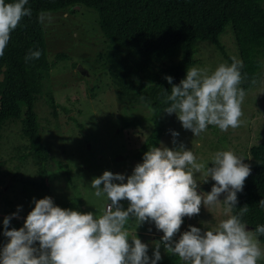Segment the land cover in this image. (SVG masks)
Listing matches in <instances>:
<instances>
[{
    "label": "clouds",
    "instance_id": "9594fccd",
    "mask_svg": "<svg viewBox=\"0 0 264 264\" xmlns=\"http://www.w3.org/2000/svg\"><path fill=\"white\" fill-rule=\"evenodd\" d=\"M27 3L28 0H0V56L22 18L31 16ZM40 56L39 50H30L25 61ZM242 66L241 61L234 60L231 65H219L211 74L195 67L187 70L186 77L172 85L166 97L170 106L164 111L175 113L182 127L195 137L210 125L222 132L239 127L246 95L240 87ZM165 79L172 84L171 76ZM172 135L175 138L179 133ZM243 160L231 150L217 151L211 160L213 166L208 167L197 162L193 151L182 143L176 149L152 147L127 178L104 171L91 181L95 195H106L110 201L98 217L92 212L62 209L48 196L33 198L35 207L18 230L8 227L17 213L5 217L3 235L9 239L0 249V264H157L162 259L161 244L167 254L178 256L184 264H258L264 258V249L257 237L264 235V225L248 230L242 219L249 211L247 205L221 220L214 229L202 232L190 225L178 241L173 240L183 218L198 215L202 205L207 209L223 205L227 213L236 208L237 193L243 190L251 173ZM197 173L207 177L204 182L208 178L215 181L210 192L198 194ZM221 194H226L223 202ZM122 200L129 202L126 210L120 204ZM259 205L264 208V199ZM130 220L138 226L154 222L163 232L152 258L148 256V245L137 236L129 243L126 224Z\"/></svg>",
    "mask_w": 264,
    "mask_h": 264
},
{
    "label": "rangeland",
    "instance_id": "374dc122",
    "mask_svg": "<svg viewBox=\"0 0 264 264\" xmlns=\"http://www.w3.org/2000/svg\"><path fill=\"white\" fill-rule=\"evenodd\" d=\"M88 11L83 8L72 18L59 12L43 16V27L45 31L47 29L45 38L48 43V58L53 59L57 52L62 51L68 58L54 65L45 81V90H50L59 104L57 116L52 115L46 104V96H42L35 103L39 131L50 155L46 165L48 178L45 186H38V168L31 157L25 156L26 140L20 134V123H9L2 131L0 225H3L5 217L17 213V217L10 220L9 230L23 227L27 215L35 207L33 198L39 200L45 196L51 197L54 205L62 209L92 212L97 217L102 215L110 201L106 195H95L91 181L101 176L104 171L123 174L127 178L133 173L135 166L143 162L136 153L151 130L153 122L148 120L151 112L144 106H135L132 109L128 104L118 102L108 74L91 77L90 72L99 69L98 66L94 67L93 59L101 49L103 37L100 32L95 31L94 15ZM46 17L49 23L47 26L44 20ZM221 40L236 57L231 34H222ZM219 55L208 41H199L195 46L194 57L197 61L193 67L211 74L219 65H229ZM78 66L86 69L87 73H80ZM245 93L241 105V124L226 132L210 125L200 136L195 137L190 130L182 127L175 113H163L161 122L164 133L159 147L176 149L182 143L185 149L193 151L197 162L208 164V167L213 166L211 160L217 151L231 150L238 157H242L243 153L248 155L249 147L258 142L264 128V65L260 82ZM122 114L138 119L139 124L120 129ZM173 132H178L179 136L174 138ZM174 139L176 143H173ZM195 175L198 180V194L210 192L215 181L208 178L204 182L207 177L203 173ZM124 182L126 183V179ZM225 195L221 194L219 197L221 202ZM120 204L124 210L129 206L127 200H122ZM228 215L230 213L226 212L223 205H215L210 209L202 205L198 215L185 217L173 240L178 241L189 230L190 225L200 228L202 232L214 229ZM126 229L129 243L137 236L142 243L148 245V256L152 258L155 243L161 241L163 232L157 230L151 221L138 226L135 220H130ZM3 232L0 236L1 248L9 239ZM260 245L264 249V244L260 242ZM160 254L162 259L167 255L163 244ZM179 261L184 264L180 258ZM258 264H264V258Z\"/></svg>",
    "mask_w": 264,
    "mask_h": 264
},
{
    "label": "trees",
    "instance_id": "16d2710c",
    "mask_svg": "<svg viewBox=\"0 0 264 264\" xmlns=\"http://www.w3.org/2000/svg\"><path fill=\"white\" fill-rule=\"evenodd\" d=\"M25 7L31 9V16L22 18L0 56V139L9 123H20V134L26 140L25 156L38 168V186L47 182L50 155L39 131L35 103L46 96L52 115L57 116L59 104L51 91L45 90V81L54 65L68 58L63 51L48 58L47 29L43 27L46 14L59 12L72 18L86 8L94 15L95 31L100 32L103 42L93 59L99 72L92 70L91 77L108 74L118 102L132 109L144 106L151 112V130L136 153L141 160L145 152L160 145L164 133L161 115L170 106L166 97L172 85H178L196 64L197 42L208 41L229 65L234 60L242 62L240 87L244 91L262 78L264 0H28ZM44 20L47 22V17ZM226 32L233 38L236 57L221 40ZM30 50H39L40 58L25 61ZM166 76L173 78L172 84ZM121 117L120 129L139 124L138 119L126 114ZM258 139L249 147L248 155H242L251 173L230 213L236 214L247 205L249 211L242 219L250 230L264 225V208L259 205L264 199V128ZM2 231L4 225H0V236ZM257 238L264 244V235ZM157 264L181 262L178 256L167 254Z\"/></svg>",
    "mask_w": 264,
    "mask_h": 264
},
{
    "label": "water",
    "instance_id": "95a60500",
    "mask_svg": "<svg viewBox=\"0 0 264 264\" xmlns=\"http://www.w3.org/2000/svg\"><path fill=\"white\" fill-rule=\"evenodd\" d=\"M78 71H79L80 73H82V74H86V73H87V70L84 69V68L81 67V66H78Z\"/></svg>",
    "mask_w": 264,
    "mask_h": 264
},
{
    "label": "built area",
    "instance_id": "2783aa9c",
    "mask_svg": "<svg viewBox=\"0 0 264 264\" xmlns=\"http://www.w3.org/2000/svg\"><path fill=\"white\" fill-rule=\"evenodd\" d=\"M108 205V204H107ZM107 205H106V207H107ZM106 207H105V210H106Z\"/></svg>",
    "mask_w": 264,
    "mask_h": 264
}]
</instances>
